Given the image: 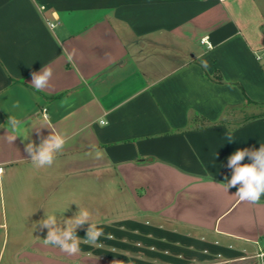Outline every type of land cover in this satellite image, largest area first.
I'll return each instance as SVG.
<instances>
[{
	"label": "crops",
	"instance_id": "obj_1",
	"mask_svg": "<svg viewBox=\"0 0 264 264\" xmlns=\"http://www.w3.org/2000/svg\"><path fill=\"white\" fill-rule=\"evenodd\" d=\"M52 131L67 142L38 168L25 145ZM261 144L264 0H0V264H264V196L223 184ZM79 208L97 244L85 224L77 254L46 245L45 214Z\"/></svg>",
	"mask_w": 264,
	"mask_h": 264
},
{
	"label": "clouds",
	"instance_id": "obj_2",
	"mask_svg": "<svg viewBox=\"0 0 264 264\" xmlns=\"http://www.w3.org/2000/svg\"><path fill=\"white\" fill-rule=\"evenodd\" d=\"M77 54V49L73 47L66 52V60L71 63ZM207 66L206 64L204 65ZM53 70L50 66H44L40 72L32 73L31 85L36 91H42L50 87V80ZM66 103V101L61 102ZM13 108H20L19 102L13 104ZM6 140L13 144L22 128V121L16 116L10 115L7 120ZM228 142L234 139L231 133L227 134ZM66 137L52 131L49 136L43 138L39 145L29 142L25 145V151L30 155L34 166L38 168L51 167L56 159L57 153L61 152L66 144ZM99 158L100 152L97 151ZM245 157L250 158L251 163L242 164ZM228 167L233 170L230 179L225 178L224 189H228L239 185L237 192L234 194L241 201L258 203L264 196V144L259 149H238L228 157ZM90 212L87 209H80L71 219L60 223L55 214L46 215L45 218L38 222L41 230L48 229L47 236L44 238L46 245L59 248L68 255H75L80 251V237L77 235V228L85 224H89L86 231L84 242L90 245H96L101 236H104V229L96 223L91 222ZM111 238V234H108Z\"/></svg>",
	"mask_w": 264,
	"mask_h": 264
},
{
	"label": "rangeland",
	"instance_id": "obj_3",
	"mask_svg": "<svg viewBox=\"0 0 264 264\" xmlns=\"http://www.w3.org/2000/svg\"><path fill=\"white\" fill-rule=\"evenodd\" d=\"M253 111H255V109L253 110V109L248 108V107H244L243 109L240 108V110H236L235 112H232L231 114H228V116H230V117H228V119L231 122H236L238 120L241 121L242 119L247 117L250 112H253Z\"/></svg>",
	"mask_w": 264,
	"mask_h": 264
},
{
	"label": "built area",
	"instance_id": "obj_4",
	"mask_svg": "<svg viewBox=\"0 0 264 264\" xmlns=\"http://www.w3.org/2000/svg\"><path fill=\"white\" fill-rule=\"evenodd\" d=\"M50 27H52L55 23L47 22Z\"/></svg>",
	"mask_w": 264,
	"mask_h": 264
}]
</instances>
